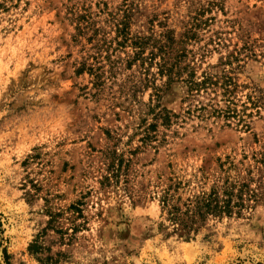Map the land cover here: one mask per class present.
<instances>
[{"label": "rangeland", "instance_id": "1", "mask_svg": "<svg viewBox=\"0 0 264 264\" xmlns=\"http://www.w3.org/2000/svg\"><path fill=\"white\" fill-rule=\"evenodd\" d=\"M166 38L246 128L158 74ZM171 183L244 207L183 234ZM0 264H264V0H0Z\"/></svg>", "mask_w": 264, "mask_h": 264}, {"label": "trees", "instance_id": "2", "mask_svg": "<svg viewBox=\"0 0 264 264\" xmlns=\"http://www.w3.org/2000/svg\"><path fill=\"white\" fill-rule=\"evenodd\" d=\"M169 44L170 40L166 38L165 44H162L156 53H150V60H154V58L159 59L155 64L158 74L167 77L168 82L179 81L185 75L184 80L180 82L186 84L190 96L209 93L213 94L215 98L217 89H222L220 101L223 102V107L212 109V114L218 118L222 117L226 121H235L237 125L246 128V118L250 117V114L247 113L248 106L243 103L240 105V109L237 108L236 102L231 98L232 92L230 91V86L232 83L230 79L225 80L221 86H218L219 81H213L212 77L206 73H202L197 78L192 67L189 65L180 66L179 59L181 56H176L177 54L174 56V51ZM140 45L137 42L134 43V46L138 49L137 56L139 57L142 54ZM247 103L250 107L256 108L260 103V98L258 96L254 98L248 96ZM199 110H204V107ZM160 117L164 124L169 123L170 118L168 114L162 115L160 113ZM150 127L153 128V126ZM180 185V183H171L163 191L159 203L161 212L166 214L168 221L175 226V230L183 234L189 233L199 222H204L209 216L230 217L233 214V209H242L244 207L241 195H236L235 199H233V191L228 188L223 189L221 193L212 188L209 192H201L181 202L180 197H176Z\"/></svg>", "mask_w": 264, "mask_h": 264}]
</instances>
